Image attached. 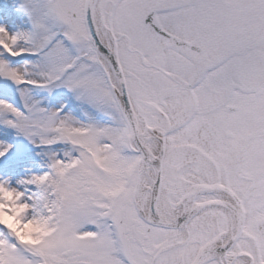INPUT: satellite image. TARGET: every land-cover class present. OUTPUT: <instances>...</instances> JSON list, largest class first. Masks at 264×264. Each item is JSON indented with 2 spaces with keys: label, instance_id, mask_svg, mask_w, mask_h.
<instances>
[{
  "label": "snow or ice",
  "instance_id": "snow-or-ice-1",
  "mask_svg": "<svg viewBox=\"0 0 264 264\" xmlns=\"http://www.w3.org/2000/svg\"><path fill=\"white\" fill-rule=\"evenodd\" d=\"M0 264H264V0H0Z\"/></svg>",
  "mask_w": 264,
  "mask_h": 264
}]
</instances>
